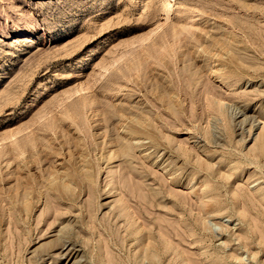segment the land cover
<instances>
[{
  "label": "rangeland",
  "instance_id": "rangeland-1",
  "mask_svg": "<svg viewBox=\"0 0 264 264\" xmlns=\"http://www.w3.org/2000/svg\"><path fill=\"white\" fill-rule=\"evenodd\" d=\"M157 5L160 6L159 0H0V139L35 124L30 128L35 131V136L49 140L51 137L49 132L47 133L48 126L55 122L60 132V142L64 145L63 149L67 151L71 147L73 151L78 152L74 138L85 139V143L90 147L89 155L93 163V169L90 170L91 179L85 181L89 188L83 191L75 189L78 202H74V198L65 202L50 198L48 205L36 202L33 216L25 219L28 221L26 225L20 222L17 214H12L14 218L11 217L15 220L12 219L11 233L8 236L11 239L0 242V264H112L115 261V264H138L136 261L133 263V259L138 257L135 251L137 243L134 232L126 229V222L131 218L128 212L123 214L121 211L124 207L123 200L136 220H139L141 228H144V233L138 235L146 241L145 245L149 242L147 235H153L152 241L158 246L159 258L155 261L153 258L144 261L140 257L143 264H187L189 261L190 264H214L215 261L218 263L221 260L225 264H264V243L260 239L264 236V152L259 155L256 151L260 142L258 136L264 124V0H173L170 1L171 9L168 7V12L160 14ZM189 9L204 13V20L200 24L205 26L211 38L209 37L203 46H210L213 40L224 46L231 45L232 42L231 48L242 67L240 71L244 72L222 83L210 77L213 66L201 69L198 73L197 68L203 66L201 59L198 61L193 58L192 61L185 62L181 51L190 48V45L184 41V35L174 37L173 31L176 27L179 31L189 29L187 23L192 16ZM156 28H159L156 35L143 42L144 31ZM222 35L224 38H221ZM228 36L231 39H228ZM232 37L237 40H232ZM176 45L178 49L175 61L172 55L164 62L168 64L169 70L159 67L162 58H167L165 50ZM231 48L229 46L226 49ZM113 58L124 59H117L118 65H114V70L103 72L102 65L106 66ZM132 65H137L136 71H140L139 75L143 78L145 75L146 80L138 79L136 72H129ZM206 69L207 73L203 72ZM189 70L192 72L188 73ZM102 74L105 75L102 77ZM122 74L128 76L126 80L129 82H125ZM113 83L124 87L129 85L127 91L120 94L117 92L118 85L113 86ZM169 87L175 90L179 97L182 94L181 110L160 99ZM78 89L85 90L84 95L82 94L85 99L81 95L74 96ZM95 95L100 97L93 107L97 113L115 111L123 105H126V109L135 108L136 104H140L138 108L151 117L155 124L160 137L158 146L133 147L124 156L117 153L116 157H119L113 161L104 154V159L107 160H102V151H96L94 146L93 134L96 130L88 125L85 127L83 116L81 127L78 126L83 132L79 134V131L76 132L77 127L70 123L71 120L59 114L66 105H74L70 110L81 114L82 103L93 97L98 99ZM212 98L227 103L225 112L229 126L232 124L227 131L222 123L220 124L218 115H214L216 113L211 109L210 104L214 101ZM79 101L81 104H77ZM74 107H77L78 111ZM117 120L114 119L115 124ZM82 125L85 128H82ZM103 127L101 133L109 132L114 125ZM65 136L72 141L70 145L65 144ZM119 149L113 147V151L107 150L106 153L120 152ZM206 150L209 152H205ZM95 162L101 165L98 167ZM235 195L240 197L241 203L234 198ZM244 200H247L248 204ZM209 205L214 206L212 210H209ZM89 211L94 216L92 220L89 218ZM207 212L211 215L208 216ZM252 213L256 215L253 216ZM202 214H206L205 218L211 221L209 230L204 231L198 224ZM119 216L122 217L121 220ZM215 216L217 218H213ZM253 220L261 228L257 234L251 225ZM36 223H39L38 227ZM48 225H51V228ZM171 225H174V228ZM221 226L223 232L218 228ZM29 228L33 230L30 237ZM193 228L198 230L199 235L190 238L186 230ZM160 230L167 235L170 231L168 236L171 239L168 244L169 248L174 250L172 253L167 251V242L161 237ZM16 242L20 243L17 245ZM122 247L125 248L122 250ZM151 248L153 249V246ZM128 254L133 258L129 259ZM233 256L237 259H232Z\"/></svg>",
  "mask_w": 264,
  "mask_h": 264
},
{
  "label": "bare ground",
  "instance_id": "bare-ground-1",
  "mask_svg": "<svg viewBox=\"0 0 264 264\" xmlns=\"http://www.w3.org/2000/svg\"><path fill=\"white\" fill-rule=\"evenodd\" d=\"M170 1H173V0H159V3H160V6L157 5V8L158 10V13L160 14V12H168V7L169 9L170 6ZM170 11V10H169ZM190 11V9H189ZM191 15H189V20L188 23H187V26H188V30H182V31H179L177 30V27L176 29H174L173 31V36L178 38L179 36H182L184 35V41L188 42V44L190 45V48L186 49L185 51H181V54H182V58L185 60V62L188 60V61H192L193 58H196L195 60H198L200 61L199 59H201V61L203 62V66L202 67H198L197 71L199 73V70L201 71V69H204V68H208L210 66H213L214 68L211 67V71H210V77L216 79V80H219L220 82L222 83H225L227 82L229 79L231 78H235L237 77L238 75L241 74V72L243 71H240V68L242 69V67L240 66L239 64V59H238V56L236 55V53L233 51V49L231 48L233 45H232V42H231V45L229 44H225L228 45L227 47H225L224 45H221L217 40H213V42L210 44V46H207V47H204L203 46V43H206L205 41L210 37V34L208 31H206V28L205 26H203V24L201 25L200 23L204 20V13H202L201 11H198V10H193V11H190ZM189 13V14H190ZM188 19V17H187ZM187 21V20H186ZM210 23V22H209ZM218 23V22H217ZM181 24V23H180ZM220 26V25H219ZM222 27V26H221ZM160 28V27H159ZM159 28L157 29H151V30H148V31H144V34L143 36L145 37L144 40H142L143 42H145V40H150L152 39V37H154L156 35V33L158 32ZM162 28V27H161ZM174 28V27H173ZM224 28V27H223ZM213 30V28H211ZM218 31V30H217ZM160 32V31H159ZM216 32V31H215ZM211 33V32H210ZM220 34V33H219ZM224 36H225V33H223ZM215 35V33H214ZM228 35V34H227ZM212 36V35H211ZM223 36V35H222ZM221 38H224V36ZM142 37V36H141ZM142 37V38H144ZM213 37V36H212ZM216 37V36H215ZM219 37V36H218ZM217 37V38H218ZM140 38V39H142ZM211 38V37H210ZM233 38V37H232ZM139 39V38H138ZM220 39V38H219ZM227 39V38H226ZM225 39V40H226ZM228 39H231L229 38L228 36ZM237 38H233L232 40H234ZM147 40V41H148ZM221 40V39H220ZM136 41V40H135ZM138 41V40H137ZM141 41V40H139ZM228 41V40H227ZM239 41V40H238ZM142 42V43H143ZM229 43V42H227ZM236 43V42H234ZM233 43V44H234ZM135 44V43H134ZM137 44V43H136ZM139 44V43H138ZM239 44V42H238ZM237 44V45H238ZM131 46V45H130ZM129 46V47H130ZM230 46V50H227ZM133 47V46H132ZM188 47V46H187ZM238 47V46H237ZM236 47V48H237ZM143 48V47H142ZM227 48V49H226ZM234 48V47H233ZM165 48H163L164 50ZM176 49H178L177 45L176 46H172L171 49L169 50H165V52L168 54L167 55V58L166 57H163L162 60H161V64L159 65V67L161 68H167V63H164L168 60V58L172 57L173 56V60L175 61V59L177 58L176 56ZM181 49V48H179ZM184 49V48H183ZM147 50V49H146ZM172 51V52H171ZM124 54V53H123ZM136 56V55H135ZM116 60H109L107 62H109L106 66L105 64L102 65L101 69L103 70V72H109L110 69H113L114 68V65H118L117 64V59L119 61V59H124V58H115ZM157 59V58H156ZM170 59V60H172ZM172 60V61H173ZM158 61V60H157ZM173 61V62H174ZM177 61V60H176ZM106 62V63H107ZM121 62V61H120ZM246 63V62H245ZM244 63V64H245ZM158 64V63H157ZM259 64V63H258ZM142 63L139 64V66H141ZM172 65V64H170ZM174 65H175V62H174ZM178 65V64H177ZM137 65H132L131 68L129 69V72H136L138 73L137 75V78L140 79V80H146L145 78V75H144V78L142 75H139L140 74V71H136L137 68H136ZM247 66V64H246ZM255 67V66H254ZM100 68V67H99ZM172 68V67H171ZM174 68V66H173ZM188 68V67H186ZM185 68V69H186ZM195 68V67H194ZM244 68V67H243ZM247 68V67H246ZM158 67L156 69V72H158ZM248 69V68H247ZM246 69V70H247ZM251 69V67H250ZM114 70V69H113ZM169 70V69H168ZM175 70V69H174ZM178 69H176L177 71ZM252 70H253V67H252ZM263 70V69H262ZM150 71V70H149ZM249 71V70H248ZM251 71V70H250ZM261 71V70H259ZM258 71V72H259ZM165 72V71H163ZM192 71L189 70L188 73H191ZM203 72H206L207 73V69ZM244 72V71H243ZM246 72V71H245ZM253 72V71H252ZM166 73V72H165ZM174 73V72H173ZM261 73V72H260ZM175 74V73H174ZM247 74V73H246ZM103 75L105 74H102V77ZM123 75V74H122ZM170 75V74H169ZM198 75V74H197ZM243 75V74H242ZM151 76V75H150ZM157 76V75H156ZM155 76V77H156ZM162 76V74H161ZM175 76V75H174ZM189 76V75H188ZM209 76V75H208ZM160 77V76H159ZM206 77V76H205ZM244 77V76H242ZM128 78L127 75H123V79L125 80V82H129L128 80H126ZM122 79V78H121ZM198 80V78H196ZM190 80V79H189ZM195 80V79H194ZM115 81V80H114ZM157 81V80H156ZM191 84L192 83V80H190ZM116 82V81H115ZM161 82V81H160ZM168 82V81H167ZM166 82V83H167ZM181 82V81H180ZM233 82V81H232ZM165 83V82H164ZM165 83V84H166ZM236 83V82H235ZM152 84V83H151ZM172 84V83H171ZM196 84V83H195ZM118 84L116 83H113V86H116ZM129 85V84H128ZM127 85V86H128ZM201 85V83H200ZM231 85V84H230ZM127 86H121V85H118V91L120 94L127 91ZM175 86V85H174ZM227 86V85H226ZM192 87V86H191ZM150 88V87H149ZM159 88V86H158ZM166 88V87H165ZM199 88V87H198ZM211 88V87H209ZM115 89V88H113ZM145 89V88H144ZM108 90V89H107ZM160 90V89H159ZM212 91V89H210ZM112 91V90H111ZM162 91V90H161ZM167 93L166 94H163V98L161 97L160 99L161 100H164L165 103H167L169 106L171 107H178L180 108L181 110V99L180 97L182 96L181 92V96L179 97L178 95H176V92L175 90H172L169 89L166 90ZM85 90L84 89H78L74 92V96L75 95H81L83 96ZM215 92V91H214ZM94 94V92H92ZM83 94V95H82ZM96 94V93H95ZM118 94V93H117ZM178 94V93H177ZM207 94V93H206ZM92 95V94H91ZM107 95V94H106ZM135 95H136V92H135ZM160 95V94H159ZM86 96V95H85ZM96 96V95H95ZM98 96V99L93 97L91 98L89 101H84V103H82V111L80 112L81 114L76 113L75 112H72L70 110V107L72 108L74 105H70V107H64V110L59 112L60 115H63L64 117H66L68 120H71L70 123H72V125H75L76 128V132H78L79 134H81L82 129L79 128L78 126L81 125V122H82V116H83V120H84V124H85V127L88 125L91 129L93 130H96L93 134V139H95V148H96V151L99 150V151H102L101 153V159L102 160H107V158L110 160V161H113V159L119 157V155L116 157V154L119 153L120 155L124 156L126 155L127 153L130 152V150H132L131 148L135 147V148H141V147H145V146H158L159 142H158V133L156 131V128H155V124L154 122L151 120V117H149L148 115H146L142 110H140L138 107L140 106V104L137 106V104L135 105V108H129V109H126V105L124 106H121L119 108H116L115 111H110V110H107L105 111L104 113L100 112V113H97L96 111H94L93 107L94 105L96 104V101L98 100L99 102V95ZM96 96V97H97ZM208 96V94H207ZM71 97V96H70ZM88 97V96H86ZM211 97V96H210ZM69 98V97H68ZM72 98V97H71ZM70 98V99H71ZM83 98L85 99V97L83 96ZM83 98H81L83 100ZM120 98V97H119ZM164 98H167V99H164ZM209 98V97H208ZM213 99V98H212ZM119 100V99H118ZM144 100V99H143ZM210 100V99H209ZM214 100V99H213ZM68 101V100H67ZM140 101V100H139ZM138 101V102H139ZM226 101V99H225ZM80 102V101H79ZM111 102V101H110ZM145 102V101H144ZM229 102V101H228ZM106 103V102H105ZM63 103L61 102V105ZM77 104H81L77 102ZM226 102H223L222 100H218V99H215L213 101V103L210 104L211 106V109L213 112H215L216 114L214 115H218L219 117V121H220V124L222 123V125L224 126L225 130L227 131L228 130V127L232 126V124L229 126L228 124V119H227V115H226V112H225V109H226ZM231 104V103H230ZM229 104V105H230ZM58 105V104H57ZM128 105V104H127ZM143 105V104H142ZM206 105V104H205ZM137 106V108H136ZM105 107V106H104ZM162 107V106H161ZM59 108V107H58ZM75 108V107H74ZM77 108V107H76ZM75 108V109H76ZM78 108H79V105H78ZM97 108V107H96ZM99 108V107H98ZM73 109V108H72ZM77 110V109H76ZM209 110V109H208ZM228 110V109H227ZM78 111V110H77ZM171 111H173L171 109ZM184 111V110H183ZM210 111V110H209ZM89 112L90 113V116H89ZM185 112V111H184ZM88 114V115H87ZM167 114V113H166ZM170 115V114H169ZM183 115V114H182ZM212 115V114H211ZM104 117V118H103ZM210 117V116H209ZM103 118V120H102ZM117 118V122L115 124L114 122V119ZM229 118V117H228ZM158 119V118H157ZM211 119V118H210ZM214 119V118H213ZM161 120V119H160ZM216 120V119H215ZM214 120V121H215ZM50 121V120H49ZM37 122V121H36ZM39 122V121H38ZM162 122V121H161ZM213 122V121H211ZM52 123V122H51ZM55 122H53L50 126H48V129H47V133L49 132V136L51 137V139L47 140L45 138H40V137H36L35 136V131L34 130H31L30 128H33V126L35 124H32L30 126L32 127H29L26 128V129H19L17 131H14L13 133H10V134H7L5 137H3L2 139H0V242H6L8 241V236L10 235L11 233V227H12V219L14 218L12 216V214H17L19 217H20V222L24 223L25 225L27 224L28 221H25V219H30V216H33V210H34V205L35 203H41V202H44L45 204H49V199L50 198H55L57 200H63L64 202L66 200L68 201H72L73 199L71 198H74V202L77 201L78 199V196L77 194L75 193V189L79 188V189H82L81 191H83L84 189L86 190V188L88 187V185L86 186L85 184V181L87 180H90L91 179V174H90V170L93 169V163L91 161V157H90V147L87 143H85V139H79V138H74L73 141H77L76 143V149H78L79 151L76 152V151H73L72 148L70 147L67 151L63 149L64 145H62V143L60 142V139L61 137H59V131L57 130L58 127L56 124H54ZM230 123V122H229ZM264 123V122H263ZM49 125V123H47ZM219 124V123H218ZM105 127H110L111 125H114V127L112 128V130H110L109 132H105V133H101V130L104 129V126ZM263 127L261 128V132L259 134V145H257V152L259 155L262 154V152H264V124H262ZM261 125V126H262ZM87 126V127H88ZM210 126V125H209ZM74 127V128H75ZM81 127V126H80ZM83 125H82V128H85ZM86 127V128H87ZM45 128V127H44ZM73 128V129H74ZM231 128V127H230ZM35 129V128H34ZM70 129V128H69ZM72 129V128H71ZM81 129V130H80ZM30 130V131H29ZM89 130V129H88ZM70 131V130H69ZM161 131V130H160ZM62 132V131H61ZM229 133V132H228ZM77 134V133H76ZM84 134H85V131H84ZM207 134V133H206ZM230 134V133H229ZM89 135V134H88ZM91 135V134H90ZM228 135V134H227ZM75 136V135H74ZM84 136V135H83ZM92 136V135H91ZM257 137V138H258ZM160 138V137H159ZM79 139V140H78ZM92 139V138H91ZM92 139V140H93ZM88 140V139H87ZM206 140V139H205ZM258 140V139H257ZM63 141V140H62ZM65 144L66 145H70L72 141H70V139H68L66 136H65V140H64ZM145 142H148V143H145ZM204 142V141H203ZM209 142V141H208ZM123 143V144H122ZM197 143V142H196ZM207 143V142H206ZM92 145V144H91ZM209 145V143H208ZM212 146V144H210ZM256 145V144H255ZM163 146V145H161ZM209 146V147H211ZM58 147V148H57ZM113 147H119V151L121 152H112V153H106L107 150L109 151H113ZM152 147V148H153ZM208 147V148H209ZM218 147V146H217ZM94 148V149H95ZM214 148V147H212ZM219 148V147H218ZM66 149V148H65ZM157 149V148H156ZM159 149V148H158ZM161 149V148H160ZM205 149V148H204ZM215 149V148H214ZM141 150V149H140ZM147 150V148H146ZM227 150V149H226ZM252 150V149H251ZM249 150V151H251ZM92 151V149H91ZM201 151V150H200ZM134 152V151H133ZM138 152V151H137ZM205 152H209L208 150H206ZM95 153V152H94ZM93 153V154H94ZM143 153V152H142ZM202 153V152H201ZM213 153V152H212ZM216 154H218L217 152H215ZM100 154V153H99ZM104 154L105 156L107 157L106 159H104ZM132 154V153H130ZM206 154V153H205ZM204 155V153L202 154V156ZM211 155V154H210ZM213 155V154H212ZM243 155V154H242ZM254 155V153H253ZM252 155V156H253ZM93 156V155H92ZM95 156V154H94ZM100 156V155H99ZM196 156V155H195ZM255 156V155H254ZM207 158V156H205ZM249 157V156H248ZM251 157V156H250ZM100 158V157H99ZM126 158V157H125ZM125 158L123 160H125ZM128 158V156H127ZM145 158V156H144ZM143 158V159H144ZM201 158V157H199ZM198 158V160H200ZM138 159V158H137ZM100 160V161H102ZM131 160V159H130ZM134 160V159H133ZM136 160V159H135ZM172 160V159H171ZM255 160V159H254ZM120 161V160H119ZM170 161V160H169ZM187 161V160H186ZM249 161V160H248ZM97 162V161H96ZM95 162V163H96ZM125 162V161H124ZM172 162V161H171ZM189 162V161H188ZM187 162V163H188ZM191 162V161H190ZM122 163V162H120ZM126 163V162H125ZM104 164V163H103ZM111 164V163H109ZM113 164V163H112ZM117 164V163H116ZM119 164V163H118ZM124 164V163H123ZM128 164V163H127ZM127 164H126V168L127 167ZM131 164V163H130ZM202 164L205 166V162H202ZM96 165H98V163H96ZM101 165V164H99ZM98 165V167H99ZM105 165V164H104ZM239 165V164H237ZM235 165V166H237ZM106 166V165H105ZM121 166V165H120ZM123 166V165H122ZM176 166V165H174ZM241 166V165H240ZM131 167V166H130ZM234 167V166H233ZM101 168V167H100ZM112 168V167H111ZM121 168V167H119ZM163 168V167H162ZM166 168V167H165ZM172 168V167H171ZM170 168V169H171ZM212 168V167H211ZM232 168V167H231ZM125 168H123L124 170ZM176 169V168H175ZM209 169V168H208ZM207 169V170H208ZM242 169V168H241ZM128 170V169H127ZM180 170V169H179ZM203 170V168H202ZM206 169H204L205 171ZM214 170V169H213ZM218 170V169H217ZM234 170V169H233ZM236 170V168H235ZM166 171V170H165ZM212 171V170H211ZM237 171V170H236ZM234 171V172H236ZM122 172V171H121ZM170 172V171H169ZM175 172V171H174ZM177 172V171H176ZM119 173H120V170H119ZM123 173V172H122ZM128 173V171H127ZM171 173V172H170ZM237 173V172H236ZM235 173V174H236ZM129 174V173H128ZM176 174V173H175ZM203 174V173H202ZM218 174V172H217ZM116 175V174H115ZM121 175V174H120ZM196 175V174H195ZM209 175V173H208ZM215 175V174H214ZM231 175V174H230ZM167 176V175H166ZM173 176V175H172ZM205 176V174H204ZM216 176V175H215ZM220 176V175H219ZM229 176V175H228ZM233 176V175H232ZM212 177V176H211ZM121 178V177H120ZM177 178V176H176ZM179 178V176H178ZM204 178V177H203ZM206 178V177H205ZM219 178V177H217ZM221 178V177H220ZM116 179V177L114 178ZM227 179V178H226ZM174 180V179H173ZM179 180V179H178ZM210 180H213V179H210ZM208 181V180H207ZM95 182V180H94ZM111 182V181H110ZM120 182V181H119ZM210 182V181H209ZM215 182V181H214ZM219 182V181H217ZM221 182V181H220ZM232 182V181H231ZM216 183V182H215ZM223 184V182H221ZM112 185H114L113 183H111ZM110 184V185H111ZM211 184L213 185V183L211 182ZM219 184V183H218ZM229 184V183H228ZM91 185V184H90ZM94 185V184H93ZM117 185V184H116ZM131 185V184H130ZM137 185V184H136ZM172 185V184H171ZM206 184H204L205 186ZM209 185V184H208ZM134 186V185H133ZM95 187V185H94ZM112 187V186H111ZM124 187V185H123ZM139 187V186H138ZM214 187V186H212ZM89 188V187H88ZM93 188V187H92ZM141 189V187H139ZM169 188V187H168ZM216 188V186L214 187ZM222 188H223V185H222ZM94 189V188H93ZM132 189V188H131ZM88 190V189H87ZM122 190L125 191V189L123 188ZM134 190V189H133ZM138 191V188L136 189ZM114 191V190H112ZM129 190H127V193H128ZM142 191V189H141ZM214 191V190H213ZM117 192H120V191H117ZM135 192V190H134ZM143 192V191H142ZM141 192V193H142ZM150 192V191H149ZM212 192V190H211ZM216 192V190H215ZM116 193V192H115ZM140 193V192H139ZM137 193V194H139ZM144 193V192H143ZM239 193V192H238ZM70 194V195H69ZM84 194V193H83ZM120 194V193H119ZM133 194V193H132ZM136 194V195H137ZM214 194V193H213ZM125 195V194H124ZM145 195V194H144ZM143 195V196H144ZM126 196V195H125ZM139 196V195H138ZM142 196V195H141ZM210 196V195H209ZM212 196H215V195H212ZM120 197V196H119ZM127 197V196H126ZM130 197V195H129ZM242 197V196H241ZM68 198V199H67ZM118 198V197H117ZM122 198V196L120 197ZM128 198V197H127ZM132 198V197H131ZM136 198V197H135ZM145 199V197H143ZM147 198V196H146ZM151 198V197H150ZM237 201L240 200V197L238 195H235V197ZM137 199V198H136ZM143 199V200H144ZM155 199V198H153ZM262 199V198H261ZM56 200V201H57ZM129 200V199H128ZM133 200V199H132ZM147 200V199H146ZM151 200V199H150ZM213 200V199H212ZM215 200V199H214ZM242 200V199H241ZM79 201V200H78ZM77 201V202H78ZM152 201V200H151ZM245 201V200H244ZM264 201V199H263ZM59 202V201H57ZM131 201H129V204H130ZM140 202V200H139ZM142 202V201H141ZM153 202V201H152ZM213 202V201H212ZM215 202V201H214ZM213 202V203H214ZM220 202V201H219ZM240 202V201H239ZM247 202V200L245 201ZM69 203V202H68ZM124 207H122V213L124 214L125 212H128L129 213V216L131 219H129V221H127L126 225H127V230L129 231H133L134 232V239H135V243H137V248L135 246V251H137V255L138 257L136 256L134 259H133V263H135V261L138 263V264H143L142 262V259L144 261L148 260L150 261L151 259L150 258H153L154 261L157 260V257H158V253H159V250H158V246L156 244V242H153L152 240L154 238L153 235L152 237L148 236V245L146 244L145 245V242L143 241L144 239L139 236V235H142V231L143 229L141 228V225L139 224V220H136L135 216L133 215V213L130 211L129 207L127 206L126 203H124V200L122 201ZM216 203V202H215ZM235 203V201H234ZM241 203V202H240ZM72 204V203H71ZM82 204V203H81ZM120 204V203H119ZM132 204V203H131ZM143 204V203H141ZM145 204V203H144ZM246 203H244L245 205ZM248 204V202H247ZM258 204V203H257ZM262 204V203H261ZM44 205V204H43ZM116 205V204H115ZM147 205V204H146ZM211 205V204H210ZM209 205V207H210ZM216 205V204H214ZM263 205V204H262ZM40 206V205H39ZM78 206V205H77ZM148 206V205H147ZM145 206V207H147ZM240 206V205H239ZM258 206V205H257ZM46 207V206H45ZM69 207V206H68ZM142 207V206H141ZM214 206L210 207L209 210H212L211 208H213ZM246 207H248V205H246ZM245 207V208H246ZM256 207V206H255ZM264 207V206H263ZM79 208V207H78ZM87 208H88V205H87ZM116 208V207H115ZM138 208H140L138 206ZM151 208V207H150ZM153 208H154V204H153ZM237 208V207H236ZM256 208H259V207H256ZM262 208V207H261ZM38 209V208H37ZM36 209V210H37ZM60 209V208H59ZM69 209V208H68ZM74 209V207H73ZM81 209V208H80ZM114 209V208H113ZM147 209V208H146ZM215 209V208H214ZM219 209V208H218ZM79 210V209H78ZM149 210V209H148ZM240 210V208L238 209ZM245 210V209H244ZM262 210V209H260ZM71 211V210H70ZM73 211V210H72ZM82 211V210H81ZM116 211V210H115ZM118 211V209H117ZM120 211V212H121ZM135 211L138 212V210L135 209ZM222 211V209H221ZM219 210V212H221ZM249 211V209H248ZM247 211V212H248ZM253 211V210H252ZM56 212V210H55ZM80 212V211H79ZM87 212V211H86ZM113 212V211H112ZM218 212V210H217ZM242 212V211H241ZM57 213V212H56ZM69 213V212H68ZM116 213V212H115ZM250 213V211H249ZM263 213V211L261 212ZM65 214V213H64ZM74 214V213H73ZM82 214H83V211H82ZM85 214V212H84ZM113 214V213H112ZM120 214V213H119ZM138 214V213H136ZM36 215V214H35ZM62 215V214H60ZM203 215V214H202ZM207 215L210 216L211 213L210 212H207ZM218 215V214H217ZM253 215V213L251 214ZM256 215V214H254ZM253 215V216H254ZM13 218H12V217ZM40 216V215H39ZM80 216V215H79ZM83 216V215H82ZM122 216V215H121ZM121 216L120 217V220H121ZM128 216V217H129ZM139 216V214H138ZM206 214H204L199 220H198V224H200V226L205 230L208 229L209 227V224L211 221H208V218H205ZM18 217V218H19ZM84 217V216H83ZM82 217V219H83ZM88 217V216H87ZM93 214L89 211V218L92 220L93 218ZM128 217L126 218V220L128 219ZM247 217V216H246ZM252 217V216H251ZM258 217V216H257ZM39 218V217H38ZM38 218H36V220H38ZM53 218V217H52ZM213 218H217L216 216L213 217ZM55 219V218H53ZM86 219V218H85ZM140 219V218H139ZM142 219V218H141ZM248 219V218H247ZM252 219V218H251ZM256 219V218H255ZM260 219V218H259ZM15 220V219H13ZM52 220V219H51ZM50 220V221H51ZM56 220V219H55ZM60 220V219H59ZM94 220V219H93ZM245 220V219H244ZM250 220V219H249ZM257 220V219H256ZM19 221V220H17ZM39 221V220H38ZM44 221V220H42ZM41 221V222H42ZM89 221V220H88ZM247 221V220H246ZM254 223L251 224L252 225V228L254 229V233H258L261 228L258 226L257 222L255 220H253ZM264 220H262L263 222ZM36 222V221H35ZM54 222V221H53ZM56 222V221H55ZM85 222V220H84ZM93 222V221H92ZM142 222V221H141ZM21 223V224H22ZM88 223V222H87ZM125 223V222H124ZM80 224V223H79ZM86 224V222H85ZM84 224V225H85ZM123 224V222H122ZM160 224V222H159ZM261 224V223H260ZM16 225V224H15ZM23 225V224H22ZM35 225V224H34ZM54 225V224H53ZM63 225V224H62ZM82 225V224H81ZM92 225V224H90ZM95 225V224H94ZM99 225V224H98ZM113 225V224H112ZM120 225V224H119ZM124 225V224H123ZM163 225L164 222H163ZM180 225V224H179ZM214 225V224H213ZM220 225V224H219ZM39 226V223L37 224L36 223V227ZM49 227L51 225H48ZM56 226V224L54 225ZM78 226V225H77ZM93 226V225H92ZM121 226V225H120ZM161 226V225H160ZM173 226L174 228V225H171ZM215 226V225H214ZM25 227V226H24ZM27 227V226H26ZM29 227V225H28ZM82 227V226H81ZM97 227V226H96ZM166 227V226H165ZM264 227V226H263ZM51 228V227H50ZM49 228V229H50ZM79 228V227H78ZM91 228V227H89ZM88 228V229H89ZM94 228V227H93ZM118 230H119V227H117ZM121 228V227H120ZM154 229V227H152ZM219 229H221V232H223L222 230V226L221 228L218 227ZM27 229V228H26ZM87 229V227H86ZM105 229V228H104ZM147 229V228H145ZM157 229V227H156ZM163 229V228H161ZM180 230V228H178ZM185 229V228H184ZM200 229V228H199ZM202 229V230H203ZM249 229V228H248ZM252 229V230H253ZM21 230V229H20ZM106 230V229H105ZM117 230V229H116ZM125 230V228H124ZM126 230V232H127ZM166 231V229H163ZM167 230H169L167 228ZM177 230V229H176ZM209 230V229H208ZM251 230V229H250ZM32 228H29L28 229V234L30 237L32 235ZM36 231V229H35ZM46 231V230H45ZM44 231V232H45ZM92 232V230H90ZM178 231V230H177ZM176 231V233H177ZM17 232H19L17 230ZM21 232V231H20ZM59 232V231H58ZM63 232V231H62ZM97 232V231H96ZM151 232V231H150ZM154 232V231H153ZM159 232V231H158ZM157 232V233H158ZM160 235L161 237L167 242V251L169 253H172L174 250L173 249H170L169 245V232H168V235L166 233H164L162 230H160ZM180 232V231H179ZM178 232V233H179ZM182 232V231H181ZM207 232V231H206ZM220 232V230H219ZM61 233V232H60ZM128 233V232H127ZM201 233V232H200ZM225 233V232H224ZM246 233V232H245ZM245 233H244V236H245ZM262 233V232H261ZM16 234V233H15ZM119 234V232H118ZM122 234V233H121ZM124 234V233H123ZM122 234V235H123ZM139 234V235H138ZM186 234L190 237V238H195L197 237L199 234H198V230L196 228H193L191 229L190 231H188V229L186 230ZM249 234V233H248ZM14 235V234H13ZM21 236V234H19ZM25 235V234H24ZM23 235V236H24ZM27 235V234H26ZM44 235V234H43ZM91 235V234H90ZM93 235V233H92ZM107 235V234H106ZM126 235V234H124ZM129 235V233H128ZM133 235V234H132ZM172 235V234H171ZM175 235V234H174ZM186 235V236H187ZM215 235V234H214ZM219 235V234H218ZM231 235V234H230ZM263 235V233H262ZM12 236V235H11ZM18 236V234H17ZM16 236V237H17ZM35 236V235H34ZM38 236V235H37ZM41 236V234H40ZM39 236V237H40ZM46 236V235H45ZM95 237V235H93ZM103 236V235H101ZM119 236V235H117ZM145 236V235H144ZM183 236V235H182ZM181 236V237H182ZM208 236V235H206ZM221 236V235H220ZM249 236V235H248ZM13 237V236H12ZM98 237V235H97ZM109 237V236H108ZM112 237V236H110ZM143 239H141V238ZM157 237V236H156ZM180 237V236H178ZM184 237V236H183ZM246 237V236H245ZM19 238V236H18ZM17 238V239H18ZM37 238V237H36ZM82 238V236H81ZM87 238V237H85ZM83 238V239H85ZM91 238V237H89ZM100 238V237H99ZM104 238V236H103ZM113 238V237H112ZM133 238V237H130V239ZM187 238V237H186ZM247 238V237H246ZM252 238V237H251ZM11 239V237H10ZM9 239V240H10ZM27 240V238H25ZM95 239V238H94ZM98 239V238H96ZM115 239V238H114ZM128 239H129V236H128ZM133 239V240H134ZM184 239V238H183ZM188 239V238H187ZM199 239V238H197ZM204 239V236L203 238ZM241 239V238H240ZM244 239V238H243ZM249 239V238H248ZM247 239V240H248ZM260 239H262V243H264V236L263 237H260ZM14 240V239H13ZM12 240V241H13ZM21 240V238H20ZM111 240V239H110ZM161 240V239H160ZM239 240V239H238ZM84 241V240H83ZM107 241V240H106ZM114 241V240H113ZM122 241V240H120ZM125 241V239L123 240ZM122 241V242H123ZM191 241V240H190ZM14 242V241H13ZM23 242V241H22ZM108 242V241H107ZM177 242V241H176ZM186 242V241H185ZM206 242V241H205ZM243 242V240H242ZM260 242V241H259ZM20 243V242H19ZM18 243V244H19ZM90 243V242H89ZM112 243V242H111ZM133 243V242H132ZM183 243V242H182ZM4 244V243H3ZM9 244V243H8ZM13 243H11V246H12ZM17 244V242H16ZM17 244V245H18ZM23 244V243H22ZM27 244V243H25ZM86 244V243H85ZM84 244V245H85ZM113 244V243H112ZM121 244V243H120ZM125 244V243H124ZM123 244V245H124ZM158 244H159V241H158ZM163 244V242H162ZM258 244V243H257ZM24 245V244H23ZM29 245V244H28ZM88 246V244H86ZM95 245V244H94ZM97 245V244H96ZM135 245V244H134ZM180 245V244H179ZM190 245V243H189ZM194 245V244H193ZM243 245H245L243 243ZM250 245V244H249ZM4 246V245H3ZM86 246V247H87ZM132 246V245H130ZM153 246V249L151 248ZM160 246V245H159ZM164 246V245H163ZM162 246V247H163ZM251 246V245H250ZM6 247V246H5ZM10 247V246H9ZM14 247V246H13ZM12 247V248H13ZM17 247V246H16ZM27 247V246H26ZM181 247V245H180ZM25 248V247H24ZM125 248V247H124ZM122 247V250L124 249ZM129 247H127L128 249ZM133 248V247H132ZM166 248V247H165ZM174 248V247H173ZM183 248V247H182ZM9 249V248H8ZM14 249V248H13ZM117 249V248H115ZM11 250V249H10ZM20 250V248L18 249ZM95 250V249H94ZM100 250V249H99ZM132 250V249H131ZM130 250V251H131ZM5 251H6V248H5ZM22 251V249H21ZM10 253V251H8ZM92 252V251H91ZM98 252V251H97ZM122 252V251H121ZM127 252V251H126ZM133 252V251H132ZM161 252V251H160ZM179 252V251H178ZM7 253V252H5ZM23 253V252H22ZM96 253V252H95ZM112 253V252H111ZM134 253V252H133ZM165 253V252H164ZM1 254V252H0ZM17 254V253H16ZM21 254V253H20ZM121 254V253H120ZM132 254V253H130ZM187 254V253H186ZM208 254V253H207ZM206 254V255H207ZM10 255V254H9ZM14 255V254H13ZM92 255V254H91ZM129 255V254H128ZM135 255V254H134ZM166 255V253H165ZM164 255V257H165ZM209 255V254H208ZM207 255V256H208ZM216 255V254H215ZM4 256V255H3ZM8 256V255H6ZM21 256V255H20ZM19 256V258H20ZM95 256V255H94ZM163 256V255H162ZM174 256V255H173ZM206 256V257H207ZM210 256V255H209ZM217 256V255H216ZM9 257V256H8ZM14 257V256H13ZM11 257V258H13ZM16 257V255H15ZM96 257V256H95ZM99 257V256H98ZM109 257V256H108ZM130 257V255H129ZM140 257H142V259H140ZM171 257V256H170ZM189 257V256H188ZM205 257V256H204ZM203 257V258H204ZM4 258V257H3ZM10 258V259H11ZM93 258V257H92ZM97 258V257H96ZM125 258V257H124ZM127 258V257H126ZM133 258L132 255L129 259ZM159 258V257H158ZM163 258V257H162ZM209 258V257H208ZM232 259H237V257L233 256L231 257ZM239 258V257H238ZM9 259V261H10ZM15 259V258H14ZM22 259V258H20ZM111 260L113 258H110ZM128 259V260H129ZM150 259V260H149ZM152 259V260H153ZM161 259V257H160ZM164 259V258H163ZM173 259V258H172ZM190 259V258H189ZM213 259V258H212ZM219 259V258H218ZM222 259V258H221ZM19 260V259H16V261ZM116 260V259H115ZM126 260V259H125ZM162 260V259H161ZM216 260V259H214ZM4 261V260H3ZM26 261V260H25ZM114 261V260H113ZM127 261V260H126ZM131 261V260H130ZM147 261V263H148ZM175 261V260H174ZM234 261V260H233ZM236 261V260H235ZM238 261V260H237ZM240 261V260H239ZM6 263V261H4ZM21 262H23L21 260ZM105 262V261H104ZM190 262V261H189ZM189 262H187V264H190ZM197 262V261H196ZM114 262H112L113 264ZM116 263V261H115ZM114 263V264H115ZM132 263V262H131ZM153 263V262H152ZM184 263H186L184 261ZM240 263V262H239ZM9 264V263H8ZM15 264H17L15 262ZM26 264V263H25ZM106 264V263H105ZM130 264V263H129ZM158 264V263H157ZM162 264V263H161ZM174 264V263H173ZM194 264V263H193ZM214 264H225L224 262L219 261L218 263L215 261Z\"/></svg>",
  "mask_w": 264,
  "mask_h": 264
}]
</instances>
